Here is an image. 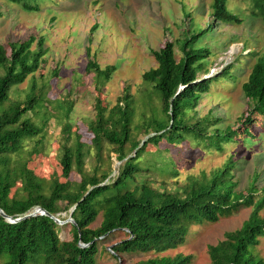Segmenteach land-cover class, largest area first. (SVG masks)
<instances>
[{
  "label": "trees",
  "instance_id": "obj_1",
  "mask_svg": "<svg viewBox=\"0 0 264 264\" xmlns=\"http://www.w3.org/2000/svg\"><path fill=\"white\" fill-rule=\"evenodd\" d=\"M8 1L36 12L52 0ZM210 9L213 19L221 23L242 21L227 8L226 0H211ZM247 11L264 24V0H249ZM207 25L180 41L177 60L171 41L150 50L156 65L141 74L142 96L137 90L130 93L125 85L112 104L100 94L115 66L100 65L85 47L83 72L91 74L96 92L93 117L84 120L92 135L90 143L80 140L69 121L79 95L76 83L50 98V79L58 75L57 69L47 76L39 73V82L34 80V73L45 64V37L31 33L0 43V209L15 217L40 206L61 219L59 213L73 206V222L62 225L39 214L14 223L0 216V264H96L101 251L114 259L113 264H126V254H150L131 264H191L190 254L165 253L184 245L190 226L214 223L241 207L249 208L247 217L206 245V264H264L256 249L264 238V184H257L259 172L253 170L247 185L237 189L234 174L241 158L237 150L245 145L247 153L258 145L257 131L264 132V50L248 53L254 60L240 84L244 105L232 123L221 126L222 119L212 108L198 116L199 100L214 84L237 79L231 66L219 75L199 78L208 70L210 52L193 44L209 30ZM94 28L95 24L89 31ZM23 81V97L14 96ZM50 119L60 126V173L45 178L29 163L45 149ZM139 132L151 135L140 144ZM229 143L235 149L219 165L176 181L182 156L198 150L221 153ZM148 145L154 148L147 149ZM170 148L176 149V159ZM108 149L121 162L112 181H108ZM86 159L89 170L84 168ZM72 171L78 180L70 179ZM98 215L99 223L90 226ZM61 230L66 232L64 237L59 235ZM111 237L116 240L106 250L102 242Z\"/></svg>",
  "mask_w": 264,
  "mask_h": 264
},
{
  "label": "rangeland",
  "instance_id": "obj_2",
  "mask_svg": "<svg viewBox=\"0 0 264 264\" xmlns=\"http://www.w3.org/2000/svg\"><path fill=\"white\" fill-rule=\"evenodd\" d=\"M210 2L211 0H52L44 2L39 11L33 12L26 11L8 0H0V43L22 39L31 33L45 37L47 47L45 64L40 65L39 70L34 73V80L39 82V73L47 76L50 70L57 69L58 75L50 79L51 86L47 92L50 98L57 96L58 92H63L70 84L76 83L74 87L79 95L73 102L69 121L74 124L72 130L80 135V140L90 143L92 135L87 131L84 120L93 117L92 102L96 92L93 90L91 74L83 72L87 59L85 47H88L89 55L100 65L115 66V71L100 94L102 99L112 104L115 96L125 85H128L130 93L133 94L137 90L142 96L140 91L143 89L144 81L141 74L156 65L150 50H158L165 41H171L177 60L181 55L178 45L180 41L182 43L185 38L201 32L209 24V30L199 34L193 44L194 47H205L210 52L208 70L206 74H200L199 78L219 75L231 66L232 73L237 79L231 83L219 81L214 84L210 93L203 95L199 100L196 113L201 116L212 108L214 114L221 117L219 124L222 126L225 123H232L243 108L240 84L245 80L254 60L248 53L264 50V24L249 16L247 11L249 0H226L227 8L241 18L240 24H226L213 19ZM93 24L95 28L90 32L89 28ZM239 56L240 61L235 62ZM25 89L26 81H23L15 87L13 95L22 98ZM72 92H75V89ZM145 97L146 94L143 95V98ZM49 123L46 129L45 149L35 155L29 163L35 173L45 178L53 172L60 173L58 164L60 126L53 119H50ZM258 133L261 135L257 146L252 147L247 153L245 145L237 150L241 157L234 170L238 180L237 189L247 185L253 170L259 172L257 184L259 186L264 184V132L258 130ZM149 135L151 133L146 135L139 132L136 138L141 144ZM159 146L163 147V143ZM153 148L147 146V149ZM234 149L235 145L229 143L224 146L221 153L190 151L182 156L178 163L176 181L179 183L186 175H195L201 169L207 171L219 165ZM169 153L174 158L177 156L174 148H170ZM132 154L133 151L129 152L127 157ZM106 161L111 168L108 181H112L121 162L117 161L116 153L110 149ZM84 168L90 169L88 159L84 163ZM69 177L72 180L79 178L75 171H72ZM106 181L107 179L104 180ZM248 212L249 208L241 207L232 215L219 218L214 223L190 226L184 245L165 254L173 255L177 252L190 254L191 264H206L208 261L206 245L219 240L224 231L237 228L247 217ZM59 216L64 220L68 212H61ZM99 220L98 215L90 226H96ZM59 235L64 237L66 232L61 230ZM118 237L121 235H117L116 238ZM116 238L111 237L102 242V245L107 250L109 244ZM256 249L264 257V238L260 239ZM148 256L150 254H126L123 261L131 264ZM113 263L114 259L103 251L96 260V264Z\"/></svg>",
  "mask_w": 264,
  "mask_h": 264
},
{
  "label": "water",
  "instance_id": "obj_3",
  "mask_svg": "<svg viewBox=\"0 0 264 264\" xmlns=\"http://www.w3.org/2000/svg\"><path fill=\"white\" fill-rule=\"evenodd\" d=\"M181 88V87H180ZM107 182V181H106ZM106 182H103V183H106ZM73 209V206L71 208H69V210H67L68 212V216L66 219L64 220H61L59 218H57L56 215H53L49 212H47L46 210H44L43 208H41L40 206H33L32 208H30L29 210H27L26 212H24L23 214L21 215H18V216H15V217H12V216H9V215H6L4 214L1 209H0V216H2L7 222L9 223H14L16 221H19L21 219H24V218H29L31 216H34V215H45V216H48L49 218H51L56 224L58 225H62L66 222H73L72 218L70 217V213Z\"/></svg>",
  "mask_w": 264,
  "mask_h": 264
}]
</instances>
